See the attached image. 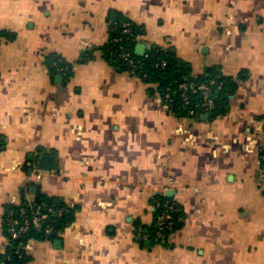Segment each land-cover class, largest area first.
Instances as JSON below:
<instances>
[{
  "label": "crops",
  "instance_id": "1",
  "mask_svg": "<svg viewBox=\"0 0 264 264\" xmlns=\"http://www.w3.org/2000/svg\"><path fill=\"white\" fill-rule=\"evenodd\" d=\"M122 16L143 27V55L235 77L228 114L177 117L109 63ZM0 31V251L10 201L36 186L77 211L54 241H29L28 264H264V0H0ZM158 195L183 211L170 246L143 233Z\"/></svg>",
  "mask_w": 264,
  "mask_h": 264
},
{
  "label": "trees",
  "instance_id": "2",
  "mask_svg": "<svg viewBox=\"0 0 264 264\" xmlns=\"http://www.w3.org/2000/svg\"><path fill=\"white\" fill-rule=\"evenodd\" d=\"M124 22L129 23L130 30L132 32L131 36L123 33L122 23ZM111 26L110 41L103 48H101V52L103 53L105 59L113 66L118 67L120 71H128L126 63L121 60L118 54L123 51V49H121L122 47H129L136 61L142 65V73H139V77L142 78L141 80L149 84H156L163 100L166 96H169L170 99H172L171 106L168 109L172 114L177 117H191L197 120L201 119L205 114L209 116L210 120H214L228 114L230 111V99L236 93L238 88V82L235 77L222 74V72L216 67L207 68L202 74L194 76L192 75L191 66L180 60L174 51L164 50L159 47H153L142 56L137 55L135 50L138 42L134 41L133 38L143 35V27L137 25L135 22L124 16L119 17L117 21L111 24ZM1 35H3V33L0 31V36ZM56 61H60L62 66L71 68V66H69L63 59L53 55L50 63L53 70H55L53 63ZM71 72L72 70H70L65 77H70ZM241 79H243V76ZM185 81L195 83L196 85L205 84L210 87L215 103L214 111L206 113L204 109L196 107L197 104H200L203 101L200 94H190L189 98L191 100V104L187 106L184 105L182 100L181 84ZM212 81L216 84L211 85L210 83ZM191 108L195 110L194 116L189 114ZM262 155L264 156V152ZM155 200L157 202H161L162 204L174 202L163 195L156 196ZM31 204H48L52 206V212L49 213L50 219L41 224L39 227L34 226L29 233L21 239H9L6 250L9 253L11 261H6V264H28L31 259L27 251L29 241H54L75 221L77 208H72L63 200L57 197H51L42 192H37L36 200L32 203H29L23 195L21 202H19L17 206H13V208L18 209L21 206L29 207ZM178 207L180 211L173 214V232H168L167 236L178 231L183 225V211L179 205ZM10 208L11 206L8 205L7 211ZM162 210V208L155 209V222L150 227H143V233L147 236V239L152 242V244L170 246L169 238L163 241L156 236L157 216ZM59 211H62L61 214H59ZM5 218L6 215H4L3 220ZM47 228H51V231L48 233ZM3 229L5 235L8 236L7 227L5 225H3ZM3 259L4 256L0 254V260Z\"/></svg>",
  "mask_w": 264,
  "mask_h": 264
},
{
  "label": "built area",
  "instance_id": "3",
  "mask_svg": "<svg viewBox=\"0 0 264 264\" xmlns=\"http://www.w3.org/2000/svg\"><path fill=\"white\" fill-rule=\"evenodd\" d=\"M122 30L124 34L132 35V32L130 30L129 23H122ZM140 36H137L133 38L134 41H139ZM121 41V40H120ZM122 52L118 54V56L121 58L122 61H124L128 68V73L136 77L138 79H142L139 77V73H142V65L139 64L138 61H136L132 51L129 49V47L125 48L122 47ZM53 66L57 72L60 74L66 76L69 71L71 70L70 67H65L60 64V61H56L53 63ZM147 77V76H145ZM211 85H215V82H211ZM182 89V100L185 106L191 104V100L189 98L190 94H200L202 96V103L197 104V108L200 107L201 109H204L206 113H210L214 111L215 109V103L213 96L211 94V89L208 85L200 84L196 85L195 83H191L188 81H185L183 84H181ZM164 102L169 109L172 103V99H170L169 96H166L164 99ZM190 115H195V110L190 109L189 111ZM263 141H264V135H263ZM264 152V143L261 148V162L263 164L264 156L262 155ZM29 167L32 171L36 173L37 180H41L43 178L41 171L38 169L37 162L31 161L29 163ZM19 203L14 197L10 201L11 208L6 211L5 215L6 218L3 220V225L7 227L8 231V241L9 239L17 240L23 238L25 235L29 233V231L35 226L39 227L41 224L47 222L50 217L49 213L52 212L53 207L48 204H41V205H33L31 204L29 207H20L18 209H14L13 206H17ZM162 208L163 210L160 212V214L157 216V232L156 236L159 239H162L165 241L167 238H170V236L173 234L167 236L168 232H173L174 229V221H173V214L180 211L177 202L173 203H165L162 204L161 202H157L155 204V209ZM62 211H59V214H61ZM51 231V228H47V233ZM0 254L4 256L3 260H0V264H6V261H11V258L9 256V253L7 252L6 248L2 251H0Z\"/></svg>",
  "mask_w": 264,
  "mask_h": 264
},
{
  "label": "water",
  "instance_id": "4",
  "mask_svg": "<svg viewBox=\"0 0 264 264\" xmlns=\"http://www.w3.org/2000/svg\"><path fill=\"white\" fill-rule=\"evenodd\" d=\"M145 52V45L140 44L136 47V54L137 55H143ZM208 115H205V118H207ZM53 167V158L48 155H42L38 161V169L42 171H51ZM32 193L38 192V187L34 186L31 190Z\"/></svg>",
  "mask_w": 264,
  "mask_h": 264
},
{
  "label": "rangeland",
  "instance_id": "5",
  "mask_svg": "<svg viewBox=\"0 0 264 264\" xmlns=\"http://www.w3.org/2000/svg\"><path fill=\"white\" fill-rule=\"evenodd\" d=\"M44 173H46V172H44Z\"/></svg>",
  "mask_w": 264,
  "mask_h": 264
}]
</instances>
